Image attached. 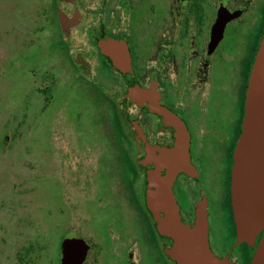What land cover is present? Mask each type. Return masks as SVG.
Listing matches in <instances>:
<instances>
[{"label": "flooded vegetation", "instance_id": "af4514ba", "mask_svg": "<svg viewBox=\"0 0 264 264\" xmlns=\"http://www.w3.org/2000/svg\"><path fill=\"white\" fill-rule=\"evenodd\" d=\"M21 12L15 41L41 112L63 82L109 126L108 153L72 137L57 150L64 239L86 246L83 264H176L175 241L159 228L167 200L188 228L205 211L201 264H250L263 231L238 236L231 187L264 0H31Z\"/></svg>", "mask_w": 264, "mask_h": 264}, {"label": "rangeland", "instance_id": "374dc122", "mask_svg": "<svg viewBox=\"0 0 264 264\" xmlns=\"http://www.w3.org/2000/svg\"><path fill=\"white\" fill-rule=\"evenodd\" d=\"M30 2L0 0V264H19L18 256L36 244L45 247L32 252L31 264H57L59 241L71 222L63 159L57 157L66 137L91 152L108 153L101 148L109 141L105 114L80 109L84 99L78 87L61 82L41 112L34 80L23 75L27 64L20 62L15 41V29L27 13L21 10ZM103 158L100 169L109 165V157Z\"/></svg>", "mask_w": 264, "mask_h": 264}, {"label": "water", "instance_id": "95a60500", "mask_svg": "<svg viewBox=\"0 0 264 264\" xmlns=\"http://www.w3.org/2000/svg\"><path fill=\"white\" fill-rule=\"evenodd\" d=\"M137 136L142 137L141 133ZM139 148L142 154L140 141ZM154 187L158 191L152 197L158 206L164 196L158 183ZM231 201L237 233L242 240L254 239L263 231L250 264H264V37L250 74L242 135L234 152ZM165 203L167 214L159 228L175 241L171 256L176 264H201L210 255L205 211H199L195 225L188 228L181 224L173 201ZM86 250L81 242L64 239L59 262L83 264Z\"/></svg>", "mask_w": 264, "mask_h": 264}, {"label": "trees", "instance_id": "16d2710c", "mask_svg": "<svg viewBox=\"0 0 264 264\" xmlns=\"http://www.w3.org/2000/svg\"><path fill=\"white\" fill-rule=\"evenodd\" d=\"M44 247L45 246H43V245L36 244L33 248V245H30L26 249L24 255L18 256L19 264H31V262L29 261L30 259L28 260V257L32 254V252H35V251L42 252L44 250ZM35 248L38 250H36ZM57 255H58L57 257L59 258V259H57V264H60V262H59L60 261V241H59V245H58V249H57Z\"/></svg>", "mask_w": 264, "mask_h": 264}]
</instances>
